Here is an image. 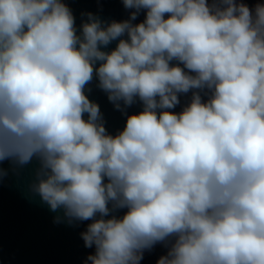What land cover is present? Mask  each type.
Here are the masks:
<instances>
[{"label":"clouds","instance_id":"9594fccd","mask_svg":"<svg viewBox=\"0 0 264 264\" xmlns=\"http://www.w3.org/2000/svg\"><path fill=\"white\" fill-rule=\"evenodd\" d=\"M122 2L128 19L87 13L78 34L64 0H0V165L36 159L56 221H91L85 264L158 243L157 264H264V3ZM94 79L117 110L142 102L115 135Z\"/></svg>","mask_w":264,"mask_h":264},{"label":"water","instance_id":"95a60500","mask_svg":"<svg viewBox=\"0 0 264 264\" xmlns=\"http://www.w3.org/2000/svg\"><path fill=\"white\" fill-rule=\"evenodd\" d=\"M72 10L79 34L80 25L87 21V13H92L105 22L128 19L131 9H126L122 0H64ZM254 8L264 0H238ZM145 18L141 11L133 23H140ZM126 38V37H125ZM118 41H113L106 49L115 48ZM97 80L86 86L89 99L97 103L109 134L115 135L123 130L128 115L142 111V102H136L124 111L117 110L108 100L107 93L97 87ZM90 89V90H89ZM192 92L179 94L180 103L170 111L179 113L190 102ZM203 99H207L203 96ZM122 104V102H121ZM123 107V104H122ZM87 114H85V119ZM5 175L0 179V264H85L89 254L95 249L87 248L81 233L91 221H74L63 217L62 211L54 212L34 191L39 162L33 159L29 164L16 166L10 161L0 165ZM126 210H120L122 215ZM168 248L158 243L151 250H146L140 264H157Z\"/></svg>","mask_w":264,"mask_h":264}]
</instances>
